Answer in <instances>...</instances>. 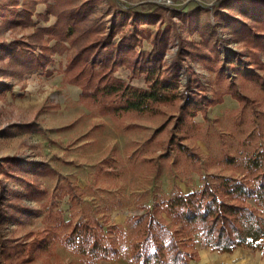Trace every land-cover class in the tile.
I'll return each mask as SVG.
<instances>
[{
	"label": "rangeland",
	"instance_id": "rangeland-1",
	"mask_svg": "<svg viewBox=\"0 0 264 264\" xmlns=\"http://www.w3.org/2000/svg\"><path fill=\"white\" fill-rule=\"evenodd\" d=\"M15 1L0 0V164L15 158L33 170L16 179L0 167V209L7 194L29 210L0 219L7 264H136L131 246L146 209L198 191L206 180L256 187L253 162H264V0H93L85 13L80 8L91 0H20L19 9ZM27 1L32 16L12 22L7 14ZM72 12L86 18L72 24L76 35L45 34L59 18L70 24ZM124 12L133 14L127 36L140 34L138 54L164 40L160 68L175 71L177 98L115 120L87 107L65 73L88 43L80 28L108 33ZM115 76L149 88L126 67ZM28 181L45 195L27 197ZM66 182L82 201L55 197ZM84 223L102 226L96 237L112 252L91 257L66 244L73 226ZM196 238L201 258L191 264H264L261 252L242 249L234 259Z\"/></svg>",
	"mask_w": 264,
	"mask_h": 264
},
{
	"label": "trees",
	"instance_id": "trees-1",
	"mask_svg": "<svg viewBox=\"0 0 264 264\" xmlns=\"http://www.w3.org/2000/svg\"><path fill=\"white\" fill-rule=\"evenodd\" d=\"M19 2L20 0L15 1V9H19ZM28 3L29 1L24 4L21 12L8 10L7 16L15 18L12 22L18 23L20 19L24 22L32 16L27 8ZM93 3V0L85 3L80 11H89ZM73 14L74 12L70 14V24L67 25L61 22L59 17L62 15H59L56 24L44 29L45 34L64 37L65 40L76 35V24H72L75 20L81 23L86 18L84 15L76 18ZM121 15L120 21L108 33L101 32L98 27L80 28L82 33L79 36L88 43L82 45L65 73L70 83L80 87L81 100L87 107L99 115L115 120L131 114H145L154 103L175 100L178 81L175 71L171 74L161 71L160 43L164 40L155 38L151 52L138 54L135 49L140 34L138 31L129 36L126 34L127 20L132 19L133 14L124 12ZM60 28H65V32ZM57 31L59 34H55ZM118 35L120 38L116 41ZM36 61L33 68L40 66L37 59ZM121 67L128 68L132 77L144 76L149 88H140L117 78L115 72ZM236 95L241 97V101L245 99L238 93ZM31 166L29 170H25L15 158L6 159L0 164L2 173L16 179H20L21 174L32 172ZM253 166L257 169L253 177L256 187L249 186L248 181L226 179L223 183L215 184L206 180L198 191L190 194L179 191L168 200L146 209L138 217V221L143 220V224L131 246L134 262L191 264L199 260L196 237H199L202 246L212 252L233 254L243 248L261 252L264 256V217L259 211L261 209L264 212V162L255 160ZM63 183L55 194L57 199L68 196L73 202L82 201L76 185L72 182ZM25 184L28 189L27 197L39 198L45 195L44 191L40 192L36 182L28 181ZM11 199L7 194L2 198L1 220L9 218L14 208L17 209L16 214L29 211L26 207L13 206ZM250 200L254 201V205L249 203ZM99 231L103 233L100 224L94 227L87 223L76 224L66 238V244L75 247L80 254L91 257L99 252H112V249L102 244L103 237H96ZM53 232L54 229L51 234ZM4 259L5 255L0 252V264H7Z\"/></svg>",
	"mask_w": 264,
	"mask_h": 264
},
{
	"label": "crops",
	"instance_id": "crops-1",
	"mask_svg": "<svg viewBox=\"0 0 264 264\" xmlns=\"http://www.w3.org/2000/svg\"><path fill=\"white\" fill-rule=\"evenodd\" d=\"M242 249L243 248H240V249L236 250L233 254H223V255L233 256L234 259H238V258H240L239 251H241ZM199 256L201 258L200 252H199ZM262 257L264 258L263 254H262Z\"/></svg>",
	"mask_w": 264,
	"mask_h": 264
}]
</instances>
